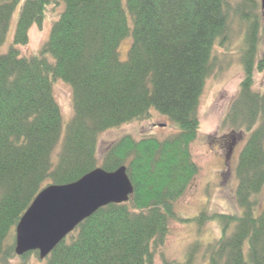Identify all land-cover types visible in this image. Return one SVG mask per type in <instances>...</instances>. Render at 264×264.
<instances>
[{
  "label": "trees",
  "instance_id": "1",
  "mask_svg": "<svg viewBox=\"0 0 264 264\" xmlns=\"http://www.w3.org/2000/svg\"><path fill=\"white\" fill-rule=\"evenodd\" d=\"M17 1L0 0V45ZM253 2L243 0L239 9L247 23L244 78L225 118L249 132L235 167L241 214L198 216L222 222L209 247L210 264H264V200L256 197L264 187V92L252 89L254 69L264 67L255 57L264 24L245 10ZM55 3L63 9L47 40L37 54L22 56L18 47L28 42L30 27L41 25ZM228 10V0H24L12 43L0 54V264L17 256L15 226L43 187L120 166L133 186L127 203L100 207L40 260L153 264L169 220H179L174 203L198 174L190 151L199 126L196 106L213 71V43L227 39ZM125 37L131 42L122 61L118 46ZM58 79L71 87L73 114L64 132L52 93ZM151 110L176 131L161 139L124 135L98 156L100 133L146 119ZM30 254L39 259L35 250L20 256Z\"/></svg>",
  "mask_w": 264,
  "mask_h": 264
},
{
  "label": "rangeland",
  "instance_id": "2",
  "mask_svg": "<svg viewBox=\"0 0 264 264\" xmlns=\"http://www.w3.org/2000/svg\"><path fill=\"white\" fill-rule=\"evenodd\" d=\"M253 1L260 5L261 0ZM23 2L24 0H18L14 7L8 31L5 33V41L0 45V54L5 53L12 43L18 12ZM228 2L227 39L222 42L218 39L213 43L212 57L215 62L213 71L204 81L196 106L199 126L197 136L190 144V151L198 167V174L175 201L173 211L178 215L179 220H169L168 233L153 252V264H210L209 247L221 236L222 222L219 218L199 220L198 216L201 213L208 217L213 214H241L235 199L237 185L235 167L249 132L236 128L237 125L232 128L230 123L225 122V118L232 102L239 95V88L244 78L240 53L247 23L242 22L239 15L243 0H228ZM257 4L252 9L245 7V10L247 9L250 14L252 11L259 15L260 27H262L261 8ZM62 9L60 3L46 7L41 25L30 27L27 32L28 42L18 47L19 54L31 56L39 52L40 47L47 40L53 21H56ZM130 42L131 38L125 37L119 43L118 57L122 61L127 58ZM255 57L256 62L264 59V36ZM252 75V89L263 93L264 67L261 70L255 68ZM52 83V93L60 109L64 132L65 125L73 114L71 87L59 79ZM175 131L176 128L166 117L151 110L146 119L122 124L100 133L96 153L101 157L108 144L124 135H130L135 139L144 135H153L161 139ZM232 142H235L232 152L226 159L228 146ZM256 197L260 203L263 202L264 187ZM231 229L233 226L229 232ZM10 264H43V260L36 259L34 254L28 255L27 258L17 255Z\"/></svg>",
  "mask_w": 264,
  "mask_h": 264
},
{
  "label": "water",
  "instance_id": "3",
  "mask_svg": "<svg viewBox=\"0 0 264 264\" xmlns=\"http://www.w3.org/2000/svg\"><path fill=\"white\" fill-rule=\"evenodd\" d=\"M260 6L264 22V0ZM125 171V166L113 171L96 167L74 182L43 187L15 226V254L35 250L39 259L45 258L97 209L109 203H127L133 186Z\"/></svg>",
  "mask_w": 264,
  "mask_h": 264
},
{
  "label": "flooded vegetation",
  "instance_id": "4",
  "mask_svg": "<svg viewBox=\"0 0 264 264\" xmlns=\"http://www.w3.org/2000/svg\"><path fill=\"white\" fill-rule=\"evenodd\" d=\"M234 143H235V142H232V143H230V145L228 146L226 159H228V158L230 157V154H231V152H232V149H233L232 147H233ZM221 173H222V172H221ZM223 173H224V171H223Z\"/></svg>",
  "mask_w": 264,
  "mask_h": 264
}]
</instances>
